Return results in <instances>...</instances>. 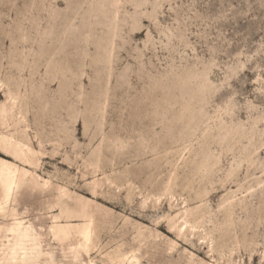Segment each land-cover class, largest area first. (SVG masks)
Segmentation results:
<instances>
[{"label": "rangeland", "instance_id": "rangeland-1", "mask_svg": "<svg viewBox=\"0 0 264 264\" xmlns=\"http://www.w3.org/2000/svg\"><path fill=\"white\" fill-rule=\"evenodd\" d=\"M3 165L0 257L264 264V0H0Z\"/></svg>", "mask_w": 264, "mask_h": 264}, {"label": "bare ground", "instance_id": "bare-ground-1", "mask_svg": "<svg viewBox=\"0 0 264 264\" xmlns=\"http://www.w3.org/2000/svg\"><path fill=\"white\" fill-rule=\"evenodd\" d=\"M0 171L4 175L2 185L7 189L10 180V167L3 165ZM7 230L10 233L9 242L2 247L0 264H50L51 258L50 262L39 260L41 255L50 257V251H43L40 248V236L31 224L24 225L21 221H17L8 226Z\"/></svg>", "mask_w": 264, "mask_h": 264}]
</instances>
